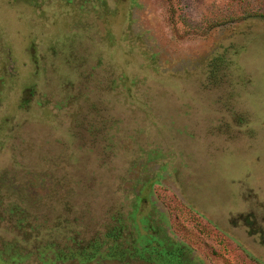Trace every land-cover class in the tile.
Returning <instances> with one entry per match:
<instances>
[{
  "label": "rangeland",
  "instance_id": "obj_1",
  "mask_svg": "<svg viewBox=\"0 0 264 264\" xmlns=\"http://www.w3.org/2000/svg\"><path fill=\"white\" fill-rule=\"evenodd\" d=\"M81 1L0 0V264H264V0Z\"/></svg>",
  "mask_w": 264,
  "mask_h": 264
},
{
  "label": "trees",
  "instance_id": "obj_2",
  "mask_svg": "<svg viewBox=\"0 0 264 264\" xmlns=\"http://www.w3.org/2000/svg\"><path fill=\"white\" fill-rule=\"evenodd\" d=\"M86 0H83V1H81V5L79 6V7H83L84 5H86ZM88 4V3H87ZM120 230V229H119ZM110 237H111V235H110ZM108 238V237H107ZM28 239V238H27ZM96 244H98V245H96ZM95 244V242L92 244V246H90L89 248H91V249H89V250H82V252H81V260L82 261H86V260H92L94 257H96V255H98V249L100 248V243H96ZM106 257H109V258H113V257H115V256H106ZM119 257V259L122 257V256H118Z\"/></svg>",
  "mask_w": 264,
  "mask_h": 264
},
{
  "label": "flooded vegetation",
  "instance_id": "obj_3",
  "mask_svg": "<svg viewBox=\"0 0 264 264\" xmlns=\"http://www.w3.org/2000/svg\"><path fill=\"white\" fill-rule=\"evenodd\" d=\"M128 250V249H127ZM130 251V250H129ZM133 252V251H132ZM180 256V255H179ZM130 257V256H129Z\"/></svg>",
  "mask_w": 264,
  "mask_h": 264
}]
</instances>
